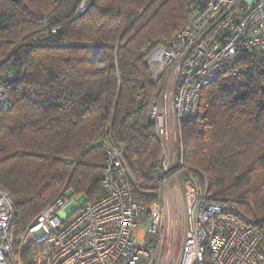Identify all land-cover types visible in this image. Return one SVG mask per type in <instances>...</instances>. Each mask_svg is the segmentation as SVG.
<instances>
[{"label":"trees","instance_id":"obj_1","mask_svg":"<svg viewBox=\"0 0 264 264\" xmlns=\"http://www.w3.org/2000/svg\"><path fill=\"white\" fill-rule=\"evenodd\" d=\"M0 0V187L16 204L22 233L60 194L100 199L111 139L139 182L134 202L160 199L162 148L149 119L164 78L153 80L146 51L169 42L204 0ZM55 29V33L51 32ZM104 55V65L92 56ZM182 165L206 198L237 206L264 243V67L242 53L200 88L195 117L181 125ZM184 175L185 180L187 176ZM32 245L21 254L33 264Z\"/></svg>","mask_w":264,"mask_h":264},{"label":"built area","instance_id":"obj_2","mask_svg":"<svg viewBox=\"0 0 264 264\" xmlns=\"http://www.w3.org/2000/svg\"><path fill=\"white\" fill-rule=\"evenodd\" d=\"M89 3L83 0L76 15ZM242 53L264 67V0H204L171 41L146 51L152 79L164 78L149 112L162 148L159 201L148 207L133 201L132 186L140 184L123 150L103 137L97 143L105 155L104 194L94 202L80 205L78 196L60 194L17 234L15 201L0 187V264H22L32 245L38 246L33 264H264L259 230L236 205L207 199L206 183L203 188L182 165L181 125L196 116L200 88L232 69ZM10 78L0 77V108L8 103ZM181 173L187 180L178 181ZM179 197L182 217L173 207L166 225V202ZM178 234L177 245L171 239Z\"/></svg>","mask_w":264,"mask_h":264},{"label":"rangeland","instance_id":"obj_3","mask_svg":"<svg viewBox=\"0 0 264 264\" xmlns=\"http://www.w3.org/2000/svg\"><path fill=\"white\" fill-rule=\"evenodd\" d=\"M91 59H93V62H94V65L97 66V67H101L104 65V55H96V56H92ZM185 174L184 173H181L180 174V177L178 175V181H184L185 180V177H183ZM177 180H173V182H176ZM172 182V183H173ZM158 189H159V194H160V197L161 195L163 194V186H158ZM67 195H69V192H67ZM78 203L80 205L84 204V201H83V198H78ZM168 202V201H167ZM166 202V205L169 203ZM182 197L180 198H176V199H172V201L169 203L168 206H166L165 208V216H164V221L166 222V225L172 223V221L174 220V214H175V211H173V207L174 209L177 211L176 212V216H179L178 219H180V217H182ZM75 209V206L72 205L69 209H68V212H72L73 210ZM40 233H38L37 235H39ZM166 234V233H165ZM166 236H170V230L168 231V235L166 234ZM165 236L166 239H168L167 237ZM170 238V237H169ZM172 238V237H171ZM181 238H182V235L181 234H178V236H175L173 237L171 240L172 242H174L175 244H179L181 242Z\"/></svg>","mask_w":264,"mask_h":264},{"label":"bare ground","instance_id":"obj_4","mask_svg":"<svg viewBox=\"0 0 264 264\" xmlns=\"http://www.w3.org/2000/svg\"><path fill=\"white\" fill-rule=\"evenodd\" d=\"M168 202H169V201H168ZM168 202H167V203H168ZM168 205H169V203L167 204V206H168Z\"/></svg>","mask_w":264,"mask_h":264},{"label":"water","instance_id":"obj_5","mask_svg":"<svg viewBox=\"0 0 264 264\" xmlns=\"http://www.w3.org/2000/svg\"><path fill=\"white\" fill-rule=\"evenodd\" d=\"M13 1H17V0H13Z\"/></svg>","mask_w":264,"mask_h":264}]
</instances>
